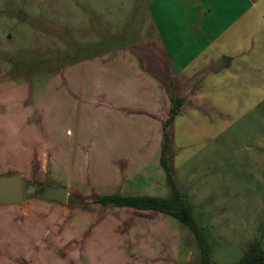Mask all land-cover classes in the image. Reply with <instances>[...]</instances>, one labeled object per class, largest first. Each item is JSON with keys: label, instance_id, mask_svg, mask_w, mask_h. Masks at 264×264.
I'll use <instances>...</instances> for the list:
<instances>
[{"label": "rangeland", "instance_id": "rangeland-1", "mask_svg": "<svg viewBox=\"0 0 264 264\" xmlns=\"http://www.w3.org/2000/svg\"><path fill=\"white\" fill-rule=\"evenodd\" d=\"M167 1L170 3V0H0V88L26 80L31 83L36 120L51 140L47 179L38 184L25 180L21 206H0V264H24L23 255L37 253L34 246H40L42 253V259H36L39 264L63 263L64 256L72 257L67 264H75L77 259L81 264L199 261L200 251L192 230L175 217L167 221L169 228L162 221L161 228H149L148 233L136 228L134 232L131 228H112L111 225L121 224H114L113 218H100L99 210L93 211L95 217H91L90 208L81 207L89 201H80V196L69 195L65 204L34 196L52 184L68 183L94 190L103 187L100 183L107 182L109 177H120L121 172L111 167L113 162L118 163L113 154L107 148L97 150L89 145L94 135L98 137L107 129L108 117L103 99L108 96L107 81H102V71L96 79L93 69L107 68L101 62L106 61L105 55L112 49H138L144 39L153 36L157 27L152 17L156 13L162 17L161 21L167 18L171 7L166 6ZM19 11L28 16L18 19ZM255 16L256 23L249 28L260 38L264 36V5L259 6ZM163 27L165 31L168 29L167 25ZM260 50L259 64L251 70L254 81L256 75L259 80L264 79V39ZM76 60L82 63L72 66ZM248 76L242 73L236 83L225 81L221 86L225 99L218 103V98H214L217 105L207 116L205 126H200L202 122L189 123L186 115L179 117L175 138L168 142L177 152V169L170 171L174 187L192 206V215L211 243L210 258L217 263L238 261L255 241L264 246V88L246 87L243 82ZM94 81H100L98 88ZM65 98L101 100L99 104H82L72 109L61 104ZM6 110L13 121L16 111L4 104L3 111ZM114 113L117 130L138 128L132 113L122 114L117 109ZM192 119L196 120L195 116ZM162 124L161 120L148 119L145 123L141 121L139 128L153 134ZM14 132L17 139L24 138ZM150 163L149 159L147 164ZM31 199L34 203L27 212L24 209ZM36 202L42 204L35 206ZM57 208L67 212V222ZM42 228H57L60 233H42ZM138 232L151 237L154 246L152 250L137 249L144 256L150 253L145 257L127 259V253L134 250L121 248L125 243L128 247L129 242L135 243ZM162 233L167 236L171 233L177 247L166 246L165 240L159 242Z\"/></svg>", "mask_w": 264, "mask_h": 264}, {"label": "crops", "instance_id": "crops-1", "mask_svg": "<svg viewBox=\"0 0 264 264\" xmlns=\"http://www.w3.org/2000/svg\"><path fill=\"white\" fill-rule=\"evenodd\" d=\"M160 5L161 9L163 4ZM168 5H171L170 14L164 21H161L162 17L155 13L152 18L155 19L156 33L149 37L150 39H144V43L138 49L120 51L112 49L109 55H105L108 57L106 61L101 62L107 64L104 70H101L102 66L95 67V63L92 64L95 67L93 72L96 70L95 78L98 79V73L102 71V81H107L105 84L108 96L103 99H106L105 103L108 106V117L107 129L102 130L98 137L94 135L95 140L93 139L89 145L97 150L107 148V152L113 154V159L118 163L113 162L111 167L121 172L120 177L111 179L108 176L107 182L100 183L103 187L94 190L93 188L73 187L68 183L48 185L65 187L67 189L66 201L69 195L80 196L82 202L89 201L86 206H80L90 208L91 217H95L93 211L99 210L100 218H113L114 224H121L111 225L112 228H131L134 232L136 228H141L140 230L148 233L149 228H161L162 221L169 228L167 221H172L170 217H173L169 214L156 209L102 204L96 199L103 195L114 194L168 197L170 187L166 172L160 163L164 132L167 133L169 142H171V139L175 138L176 123L179 117H184V115L189 123L202 122L200 126H205L207 116L217 105L214 98H218V103L225 99L224 95H221V86H224L225 81L240 82L237 78L240 79L242 73L249 75V79L243 82L246 87L264 88V79L259 80V76L256 75L255 80L257 81H254V73H251L253 67L259 64L257 57H260L261 42L264 36L257 38V33L249 28L250 25L256 23V10L264 5V0H170V3L166 2L167 7ZM27 16L28 14L22 11L18 13L20 20ZM163 25L168 26L166 31ZM181 26L184 28L182 29ZM96 56L93 58L95 59ZM74 62L71 65L75 67L78 63H82L79 60ZM94 83L98 88L100 81H94ZM172 96L181 98L182 104L167 129L164 130L163 124L153 134L147 133L144 128L140 129L141 121L145 123L148 119L150 121L151 119L161 120L164 123L170 114ZM67 99H62L61 104L72 106V109L73 106L78 109L82 104H99L101 100V98ZM4 104L10 106L11 111L13 109L16 111L13 121L8 118L7 110L3 111ZM116 109L122 114L132 113L135 119L134 124L138 128L117 130L114 123ZM193 116L196 120L192 119ZM15 130L24 136L22 140L14 137ZM50 147V138L44 135L36 120L31 83L26 80L1 87L0 174L14 170L21 174L23 184L25 180L28 184H38L39 181L48 177ZM170 147L167 150L168 165L170 171L171 169L176 171L177 152ZM149 159L151 160L150 165L147 164ZM182 192L183 195L186 194ZM37 195L34 194L35 197L40 198ZM33 203L31 199L28 208L24 210L29 212ZM91 203L94 205L92 206ZM38 204L42 203L36 202L35 206ZM63 209H66L65 206ZM57 210L62 211L61 208ZM62 216L64 222H67V212L62 211ZM156 221H158L157 225L154 224ZM104 222L102 221V224ZM99 227L100 225L97 226ZM48 231L54 234L60 233L57 228H42V233ZM136 234L138 236L135 243L129 242V247L125 243L121 248L134 250L132 254L127 253V259L145 257L150 253L144 256L137 249L152 250L154 246L151 237H143L142 232ZM164 240L166 246L170 244L174 246L173 248L177 247L175 237H172L171 233L168 236L162 233V236L158 237L159 242ZM33 249L37 251L36 254L28 253L22 256L24 264H39L36 259H42L40 246H34ZM125 257L126 254L123 258ZM64 258L65 261L59 264H67V261L72 259L66 256ZM74 263L81 264V261L77 259Z\"/></svg>", "mask_w": 264, "mask_h": 264}, {"label": "trees", "instance_id": "trees-1", "mask_svg": "<svg viewBox=\"0 0 264 264\" xmlns=\"http://www.w3.org/2000/svg\"><path fill=\"white\" fill-rule=\"evenodd\" d=\"M171 101L172 105L170 108V114L164 121V130H166L168 125L173 121L182 104V99L178 97L172 96ZM168 142V135L164 132V143L161 149L160 163L166 172L167 182L170 186V195L168 197L158 198L149 196H122L114 194L100 196L97 201L102 204H112L116 206L156 209L177 218L192 230L197 240L200 258L196 264H264V246L258 241L251 243L250 246L243 252L241 258L236 262L217 263L211 260L210 252L212 246L206 232L192 215L191 206L188 201L174 187V181L172 179L167 158V150L169 146Z\"/></svg>", "mask_w": 264, "mask_h": 264}, {"label": "water", "instance_id": "water-1", "mask_svg": "<svg viewBox=\"0 0 264 264\" xmlns=\"http://www.w3.org/2000/svg\"><path fill=\"white\" fill-rule=\"evenodd\" d=\"M40 198L66 202L67 189L65 187H47ZM25 199L24 184L19 172H7L0 174V206L9 204L22 205Z\"/></svg>", "mask_w": 264, "mask_h": 264}, {"label": "flooded vegetation", "instance_id": "flooded-vegetation-1", "mask_svg": "<svg viewBox=\"0 0 264 264\" xmlns=\"http://www.w3.org/2000/svg\"><path fill=\"white\" fill-rule=\"evenodd\" d=\"M47 187H49V186H45V189H46ZM45 189H44V190H45Z\"/></svg>", "mask_w": 264, "mask_h": 264}]
</instances>
